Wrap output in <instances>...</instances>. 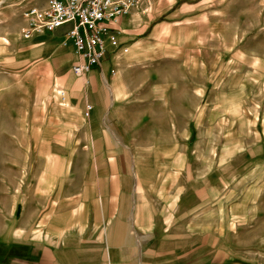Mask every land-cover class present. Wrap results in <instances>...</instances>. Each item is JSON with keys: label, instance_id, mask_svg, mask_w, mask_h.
<instances>
[{"label": "rangeland", "instance_id": "obj_1", "mask_svg": "<svg viewBox=\"0 0 264 264\" xmlns=\"http://www.w3.org/2000/svg\"><path fill=\"white\" fill-rule=\"evenodd\" d=\"M36 2L0 0L4 230L7 220L31 214L33 165L73 174L96 164L78 159L79 146L55 143L71 124L62 113L59 72L52 74L42 58L27 64L22 12ZM144 8L173 25L125 55L134 60L121 71V128L135 151L162 164L168 163L164 154L173 155L172 165L182 154L185 186L196 185L215 202L216 231L231 233L238 248H264V0H150ZM52 151L63 158L47 160Z\"/></svg>", "mask_w": 264, "mask_h": 264}, {"label": "crops", "instance_id": "obj_2", "mask_svg": "<svg viewBox=\"0 0 264 264\" xmlns=\"http://www.w3.org/2000/svg\"><path fill=\"white\" fill-rule=\"evenodd\" d=\"M149 1L140 6L138 0L110 24L118 45H109L101 66L86 76L73 74L78 57L65 41L68 26L28 39L27 64L44 59L65 89L62 113L74 133L62 131L56 145L79 146L78 159L96 164L73 174L33 165L32 211L0 228V264H264V248H238L231 233L216 231L215 202L201 197L196 185L185 186L182 154L173 165V155L164 154L168 163L162 164L135 151L121 128V71L134 60L125 55L173 25L165 14L143 9ZM45 154L47 160L64 155Z\"/></svg>", "mask_w": 264, "mask_h": 264}, {"label": "built area", "instance_id": "obj_3", "mask_svg": "<svg viewBox=\"0 0 264 264\" xmlns=\"http://www.w3.org/2000/svg\"><path fill=\"white\" fill-rule=\"evenodd\" d=\"M38 1L22 12L24 36L31 38L38 33L68 26L65 41L74 45L78 60L72 70L77 76H86L92 66H101L109 45H118L116 36L110 32V24L138 5V0ZM58 94L64 101L65 91L59 90Z\"/></svg>", "mask_w": 264, "mask_h": 264}]
</instances>
